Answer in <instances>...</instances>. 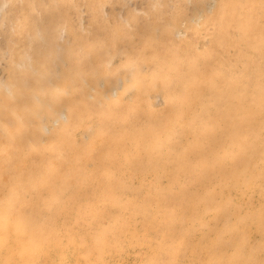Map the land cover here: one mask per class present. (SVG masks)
<instances>
[{"label":"rangeland","instance_id":"rangeland-1","mask_svg":"<svg viewBox=\"0 0 264 264\" xmlns=\"http://www.w3.org/2000/svg\"><path fill=\"white\" fill-rule=\"evenodd\" d=\"M162 1L0 0V78L11 72L14 78L17 76V82L19 86L21 85L18 92L20 95L16 92L15 96L8 93L5 86H0V151L3 150L0 153V211H8V206H11L15 213L17 212L16 215H9L6 219L7 223H4L1 228L3 231L5 230L7 236L12 237L9 245L20 248L24 239L35 234V232L27 233V229L25 231L19 229L17 226L19 223L15 221L17 215L22 218L21 215L27 214L30 209L36 215L48 213L58 220V226H54V228L60 237V242H55L48 251L53 259L58 251L69 248L75 253L78 252V255L83 251L81 255L85 254L87 250L95 251L97 242L102 240L101 243L104 244V247L101 258H103V262L100 264H145V261L148 263L149 254L164 255L162 264H172L171 259L174 264H210L214 259L215 262L212 264H238L236 259L230 257L232 254L237 255L238 252L244 258L240 264H264V216L262 215L264 211V0ZM10 4L13 5V9ZM36 4L39 5L29 10L15 29L24 27L29 39L26 35H24L26 38L18 39L19 36L14 33L12 25L16 15L18 16L21 10H27ZM47 14L51 19L49 16H45ZM198 15L201 18L195 22L193 18ZM5 16L6 19H4ZM61 20L70 23L73 32H76L75 37H72V33L58 31ZM42 25L46 29V35L44 34V37L42 35V38L35 43L37 27ZM57 25L59 26L57 27ZM86 27L87 29H85ZM172 29L176 30V34L171 32ZM98 39H100L99 42ZM77 40L78 42H76ZM28 42L32 43V48L35 46L34 50L43 47L46 52L49 51L48 56L47 54L45 56L47 59L44 60L46 63L45 75L42 74L44 77L38 75L39 62L37 58L28 62L26 70L20 67L21 56L24 54L22 46ZM86 42H88V47ZM81 45L86 47V52L78 57L75 49ZM99 46L100 48H98ZM51 49L56 50L52 51ZM100 50H104L106 55L102 54L103 52ZM97 51L99 52L96 53ZM108 56L114 58L110 64L106 62ZM100 57L102 61L99 62ZM148 57H153L152 62H155L156 65L148 62ZM87 58L88 60H86ZM127 67L129 70H126ZM157 67V74H153L152 70ZM84 72L85 75H83ZM194 72L199 74H193V77L192 73ZM105 73L109 75L104 78L103 74ZM196 76L201 78L194 81L193 78H197ZM59 77L61 80L66 78L70 80L73 77L78 79L79 77L77 86L80 88L71 86L64 90L65 92L54 93L57 96L52 95L48 99L45 97L46 99L42 102L37 101L36 97L40 94L43 95L40 88L48 87L47 90L52 91L61 81ZM105 79L110 81H105ZM101 81L106 84L99 85ZM198 81L200 84L203 81L201 84L203 86L199 85ZM53 82L58 83L54 85ZM208 83L211 88L206 86V84L209 86ZM186 85H189L190 88ZM198 86L199 88H196ZM103 87L104 90L101 89ZM75 88L80 90L79 92L82 91V95ZM201 88H210L214 99L219 102L236 97L235 106L231 107L229 112L226 111V114L223 113L224 118L222 115L220 118L224 121L223 124L227 122L228 126L226 127L227 123L223 126L220 120V127L218 125L217 128H212L213 131L215 130V134L214 132L213 134L209 133V131L213 126L212 121H214L213 116H215L216 110L204 107L199 98L192 97V90H196L199 95ZM33 89L34 94L30 92ZM117 89L121 91L120 97L108 98ZM23 91H25L24 93L28 91L25 94L27 100L24 98ZM90 91H92L91 94H89ZM68 94L71 95L70 98ZM17 97L19 102L16 100ZM53 97L56 98L52 99ZM92 97L96 99L94 100ZM195 99H197L196 102H194ZM92 100L95 101L94 107L90 105ZM68 101L69 103H67ZM197 101L199 102L197 103ZM50 102H56L52 104L54 107L48 106L51 104ZM16 105L17 107H14ZM55 105H59V108L61 105L64 109L62 107L59 109ZM65 105L68 106L67 111ZM192 105L195 106L191 107ZM129 108H132L133 111L129 112ZM96 112L99 114L97 113V115ZM212 112L215 114L211 116ZM65 113H68L67 117H64ZM74 113L75 115H73ZM227 115L228 120L225 117ZM149 117H151L150 120ZM46 118L49 120L48 122ZM206 118L210 123L207 127L209 131L205 127L207 123L204 125L202 122ZM64 121L67 125L70 121L69 125L71 124V126L67 127ZM232 121L236 125L233 123V125H229ZM57 124L60 127H56ZM39 125L40 128L42 127L40 130H38ZM52 126L55 127L54 130ZM88 126L90 127L88 128ZM157 126L158 128L162 127L156 129ZM165 126H167L166 129ZM170 126L173 128L171 129ZM185 126L186 128L194 126V131L200 130L206 134H212L213 142L210 149L203 144L189 146L191 156L189 155V159L184 165L183 174L175 172L173 163L166 165L165 171L157 168L160 170L159 172L156 169L157 173L151 167L147 166L141 169L136 166L144 156V159L151 160L165 151L162 147H156V149L154 148L155 152L153 150L149 152V154L152 151V153H156V156L151 153L150 155L153 157L151 158L148 154V149L152 146L151 143L161 144L162 141L166 143L165 139H168L174 129H181ZM230 126L235 129L233 130V127L230 128ZM57 128L60 129L55 134L54 131L58 130ZM162 128L166 133L162 131ZM156 133L158 134L157 138H155ZM97 134L100 139L91 143L94 140L92 138H96ZM126 134L130 136L126 142H119L122 135ZM31 137L34 141L36 138L35 143L31 141ZM235 137L236 139H234ZM14 138L18 140L13 141L17 155L11 153L10 155L13 157H9L7 152L11 148V144L7 142ZM25 138H28L31 144L26 148H21L18 144L21 142L20 139L26 140ZM114 138L115 140H113ZM234 140H239V142L235 143ZM169 143L165 144L164 148L168 147L177 152L178 138ZM6 144L9 145L5 147ZM113 144L117 145V148ZM141 144L144 145L142 146L144 150H141V155L137 156L138 162L131 161L135 160L136 156L129 155L131 157L128 156L127 159H130V164L131 162L134 164L130 165L129 169H125L124 161L127 160L120 161L116 155L123 151H132L136 145L140 146ZM124 145L127 146V149ZM218 145L220 146L218 147ZM109 149H112L113 152ZM95 155L97 157H94ZM89 157H91L92 164ZM110 157L114 158L116 165L108 161ZM111 164L114 165L115 170L113 171L115 175L113 184L116 183L114 187L107 185L109 181L105 178V172H108ZM74 165L77 168L74 169ZM131 168L133 169L131 170ZM201 168V172H198ZM45 169L47 171L44 172ZM56 169H58L57 172ZM137 169L139 171L141 169L142 172ZM123 170L124 172L127 170L125 174H123ZM130 171L135 175L133 176ZM126 173L130 176L129 178ZM21 177L25 180L24 183L20 182ZM192 177H196L194 182L191 181ZM42 178L46 181L44 182ZM126 179L128 180L126 181ZM63 180L67 181H64L66 184ZM153 183L154 185H152ZM131 187L135 191L131 190ZM11 189L14 191L15 198H7ZM77 189H80L83 195H78ZM154 189H157L156 193L153 191ZM58 194H61L62 197L60 201L57 200ZM82 196L84 200H82ZM155 197L156 199H154ZM95 199L98 200L95 201ZM84 201L86 204H83ZM44 203L45 205H43ZM87 204L88 209L92 205L95 207L98 204L97 208L102 210L99 217L91 219L94 222L87 221L85 218L86 222H83L76 216L80 210L83 211ZM125 211L130 215L128 223H134L135 220L142 217L145 218L140 225L139 233H136L134 229H128L127 218L122 219ZM86 214L89 215V213ZM205 216L209 220L206 229L193 231L189 241L183 240V230L199 228L200 220ZM19 218L17 217V219ZM229 218L231 221H228ZM240 218L245 219L242 225H234L235 220ZM118 221L123 223L117 225ZM257 225L263 229L262 236L260 233H254ZM32 227H35V224ZM133 233L137 234V237H135V241L132 240L133 244L129 245L127 240L130 241V234ZM36 235L39 239H45L44 235L40 233H36ZM140 235L147 240L144 242ZM247 236L248 238H246ZM138 238L141 239L142 245H146V248L152 246L150 253L145 252L143 246L142 248L138 246L136 241ZM215 244L218 246V253L215 258H212L210 247H214ZM138 248L141 250V254H139ZM143 251L145 252L144 260L142 259ZM88 263L83 262V264Z\"/></svg>","mask_w":264,"mask_h":264},{"label":"bare ground","instance_id":"bare-ground-1","mask_svg":"<svg viewBox=\"0 0 264 264\" xmlns=\"http://www.w3.org/2000/svg\"><path fill=\"white\" fill-rule=\"evenodd\" d=\"M11 1V0H10ZM14 1V0H13ZM24 1V0H23ZM159 1V0H158ZM162 1V0H161ZM17 2V1H16ZM163 2V1H162ZM13 3V2H12ZM27 5V4H26ZM30 5V4H29ZM29 5H28V7H29ZM39 5V4H38ZM37 4L36 5H33V6H31V7H29V9H25V10H21V12H20V14L17 16L16 15V18L14 19V22H13V31H15L14 33H16V34H18V36H19V38L18 39H20V38H26L24 35H26L27 34V30H24L25 28L23 27V28H21V29H19V28H17L18 30H15L16 29V26H17V24L23 19V17H25V15H27L26 13H28L29 12V10H31V9H33L34 7H36V6H38ZM10 6H11V4H10ZM223 8V7H222ZM11 9H13V5L11 6ZM220 10V9H219ZM222 10V9H221ZM14 11H15V8H14ZM61 13V12H60ZM62 14V13H61ZM258 14H259V12H258ZM203 15V14H202ZM45 16H49L48 14L47 15H45ZM50 17V16H49ZM64 17V16H63ZM62 17V18H63ZM66 17V16H65ZM196 17H197V20H196ZM199 18H201V16L200 15H198V16H195L193 19H195L194 21L196 22V21H198L199 20ZM4 19H6V16L4 17ZM44 19V18H43ZM50 19H51V17H50ZM45 20V19H44ZM66 20H68V19H66ZM210 20V19H209ZM212 20V19H211ZM62 21V22H61ZM60 22V26L59 25H57V27H58V31L59 32H61V33H72V37H75V33L73 32V30H72V28H71V26H70V23L68 22V21H63V20H61ZM202 21V20H201ZM231 21V20H230ZM247 22V21H246ZM204 23V22H203ZM91 26H93V25H91ZM207 26V25H206ZM56 27V28H57ZM192 27V26H191ZM218 27V26H217ZM92 28V27H91ZM90 28V29H91ZM175 28V27H174ZM76 29V28H75ZM85 29H87V27L85 28ZM89 29V28H88ZM89 29V30H90ZM93 29H95V28H93ZM85 31V30H84ZM100 31V30H99ZM98 31V32H99ZM58 32V33H59ZM171 32L173 33V34H176V30H174V29H172L171 30ZM170 31H169V33H171ZM46 33V29H45V27L42 25V26H40V27H37V31H36V36H37V39H36V41H35V43L36 42H38L41 38H42V35H43V37H44V34ZM94 33V32H93ZM97 33V32H96ZM108 34V33H107ZM106 34V35H107ZM46 35V34H45ZM178 35V34H177ZM27 36V35H26ZM60 36V35H59ZM80 36V35H79ZM82 36V35H81ZM90 36V35H89ZM155 37V36H154ZM58 38H60V37H58ZM78 38H80V37H78ZM77 38V39H78ZM84 38H85V36H84ZM90 38V37H89ZM88 38V39H89ZM152 38V37H151ZM27 39H29V35L27 36ZM33 39V38H32ZM56 39H57V37H56ZM93 39H94V37H93ZM93 39H91V40H93ZM101 39V38H100ZM100 39H98L97 41L99 42V40ZM119 39V38H118ZM153 39V38H152ZM54 40H55V38H54ZM86 40V39H85ZM169 40H171V39H169ZM58 41H60V40H58ZM80 41V40H79ZM87 41V40H86ZM96 41V40H95ZM97 41H96V43H97ZM76 42H78V40L76 41ZM85 42V41H84ZM83 42V43H84ZM90 42V41H89ZM93 42H94V40H93ZM34 43V42H33ZM39 44H42V43H40L39 42ZM55 44V43H54ZM88 44V42H86V45ZM156 44V43H155ZM162 44V43H161ZM192 44V43H191ZM58 45H60V44H58ZM77 45V44H76ZM101 45V44H100ZM150 45V44H149ZM160 45V44H159ZM39 46V45H38ZM61 46V45H60ZM92 47H93V45H91ZM179 46V45H178ZM23 52H24V54L21 56V62H20V67H22V68H26L27 66H28V62L30 61H33L35 58H37L38 59V62H39V64H38V68H37V71H38V75L41 77L42 76V74H44L45 75V62H44V60L45 59H47L45 56H46V54L49 52H46V50L45 49H43V47H41V48H39V49H37V50H34V47L32 48V43H30V42H28V43H24L23 44ZM51 47V46H50ZM62 47V46H61ZM87 47H88V45H87ZM186 47V46H185ZM36 48H37V46H36ZM49 48V47H48ZM56 48V47H55ZM75 48H76V46H75ZM86 47L85 46H83V45H81V46H78L76 49H75V52L77 53V56L78 57H80L81 55H83L85 52H86V49H85ZM93 48H95V47H93ZM98 48H100V46L98 47ZM181 48V47H180ZM46 49H47V46H46ZM89 49H91V48H89ZM102 49V48H101ZM175 49V48H174ZM49 50V49H48ZM52 50V49H51ZM56 50V49H55ZM54 49L52 50V51H55ZM90 51V50H89ZM91 51H92V49H91ZM96 51V50H95ZM95 51H94V53H95ZM102 50H100V52H101ZM104 51V50H103ZM102 51V52H103ZM170 51V50H169ZM172 52H173V48H172V50H171ZM99 51H97L96 53H98ZM93 53V52H92ZM107 53V52H106ZM137 53V52H136ZM186 53V52H185ZM102 54H104V55H106L104 52L102 53ZM126 54V53H125ZM87 55V54H86ZM85 55V56H86ZM92 55V54H91ZM94 55V54H93ZM128 55V54H127ZM136 55V54H135ZM173 55V54H172ZM47 56H48V54H47ZM90 56V55H89ZM99 56V55H98ZM98 56H97V58H98ZM114 56V55H113ZM155 56V55H154ZM167 56V55H166ZM168 56H169V54H168ZM175 56V55H174ZM185 56V55H184ZM183 56V57H184ZM128 57V56H127ZM147 57V56H146ZM49 58V57H48ZM92 59L94 58V57H91ZM96 58V57H95ZM100 59H101V57H100ZM113 59L114 58H109V56H108V60L106 61L107 62V64H110V63H112V61H113ZM152 59H153V57H148V62H150V63H153V64H155L156 65V63L155 62H152ZM50 60V59H49ZM86 60H88V58L86 59ZM97 60V59H96ZM145 60V59H144ZM147 60V59H146ZM81 61V60H80ZM95 61V60H94ZM100 61H102V59L101 60H99V62ZM85 62V61H84ZM83 62V63H84ZM87 62V61H86ZM92 62H93V60H92ZM88 63V62H87ZM114 63V62H113ZM134 63H136V62H134ZM85 64V63H84ZM89 64V63H88ZM100 64V63H99ZM161 64H163L164 65V63H161ZM188 65V64H187ZM193 65V64H192ZM88 66H90V64L88 65ZM94 66L96 67V65H95V62H94ZM127 66H129V65H127ZM137 66H138V64H137ZM166 66V65H165ZM189 66V65H188ZM84 67V66H83ZM75 68V67H74ZM80 68V67H79ZM90 68V67H89ZM131 68V67H130ZM80 69H82V67L80 68ZM91 69H93L92 67H91ZM123 69V68H122ZM133 69V68H132ZM195 69H198V68H195ZM26 70V69H25ZM67 70H69V69H67ZM84 70V69H83ZM88 70V69H87ZM126 70H129V68L127 67V69ZM71 71H72V69H71ZM84 71H86V70H84ZM89 71V70H88ZM106 71V70H105ZM136 71V70H135ZM195 71H197V70H195ZM24 72V71H23ZM23 72H22V74H23ZM74 72H75V69H74ZM134 72V71H133ZM157 72H158V67L156 68V69H153L152 70V73L153 74H157ZM192 72V71H191ZM198 72V71H197ZM12 73H14V72H12ZM76 73V72H75ZM82 73V72H81ZM110 73V72H109ZM4 74V73H3ZM87 74H88V72H87ZM134 74V73H133ZM189 74H190V72H189ZM193 74H195V72L194 73H192V76H193ZM197 74H199V73H197ZM197 74H195V75H197ZM44 75L42 76V77H44ZM59 75V74H58ZM73 75H74V73H73ZM72 74H71V76H73ZM76 75V74H75ZM79 75H80V73H79ZM83 75H85V72H84V74ZM93 75V74H92ZM108 76L109 74L107 73H105V74H103V77L105 78V76ZM24 76V75H23ZM26 76V75H25ZM61 76V75H60ZM65 76H66V73H65ZM65 76H63V78H65ZM80 76H82V75H80ZM106 76V77H107ZM154 76V75H153ZM188 76V75H187ZM17 77V76H16ZM16 77L14 78L13 77V74H11V72L10 73H8V75H3V76H1V78H0V86H5L7 89H8V93H11L12 95H16V92H17V94H19L18 92H19V87L21 86H19V84H18V82H17V79H16ZM69 77V76H68ZM89 77V76H88ZM91 77V76H90ZM102 77V78H103ZM120 77V76H119ZM144 77V76H143ZM194 77V76H193ZM192 77V78H193ZM197 78H193L194 79V81H195V79H197V80H199V78H201L200 76H199V78H198V76H196ZM24 78V77H23ZM60 78V77H59ZM62 78V79H63ZM82 78V77H81ZM87 78V77H86ZM184 78V77H183ZM187 78V77H186ZM243 78V77H242ZM20 79V78H19ZM78 79H79V77H78ZM78 79H75L74 77L73 78H71L70 80H69V78H66V79H63V80H61V78H60V80L61 81H59V83L58 82H56V83H58V84H56V83H54L53 82V84L55 85L56 84V86L53 88V90L52 91H48L47 89H48V87L46 88V89H44V87H42V88H40L41 89V91L43 92V95L42 94H40L38 97H36V99H37V101H39V102H42L44 99H48V98H50L52 95L53 96H57V95H54V93H59V92H62V91H64V90H66V89H68L69 87L71 88V86H76V87H78L77 86V84H78ZM122 79V78H121ZM192 79V80H193ZM39 80V79H38ZM41 80V79H40ZM91 80H93V79H91ZM110 81V80H108V79H105V81ZM167 80V79H166ZM183 80H185V79H183ZM188 80H190V79H188ZM214 80V79H213ZM213 80H211L212 82H213ZM223 80V79H222ZM47 81V80H46ZM53 81V80H52ZM56 81H57V79H56ZM88 81V80H87ZM86 81V82H87ZM118 81V80H117ZM182 81V80H181ZM193 81V82H194ZM89 82V81H88ZM87 82V83H88ZM124 82V81H123ZM129 82V81H128ZM167 82V81H166ZM186 82V81H185ZM197 82V81H196ZM199 82V85H201V84H203V81H202V83L200 84V81H198ZM218 82V81H217ZM223 82V81H222ZM96 83H97V81H96ZM103 83H105V82H103V81H101L100 82V84L99 85H102ZM125 83V82H124ZM124 83H122V84H124ZM130 83V82H129ZM29 84V83H28ZM37 84V83H36ZM40 84V83H39ZM88 84H90V83H88ZM91 84H92V81H91ZM106 84V83H105ZM115 84V83H114ZM193 84V83H192ZM209 84V83H208ZM18 85V86H17ZM50 85V84H49ZM85 85V84H84ZM98 85V84H97ZM110 85V84H109ZM189 85H190V82H189ZM189 85H186V86H189ZM196 85V84H195ZM238 85V84H237ZM30 86V85H29ZM51 86V85H50ZM89 86H91V85H89ZM89 86H88V88H89ZM92 86H93V84H92ZM94 86H95V83H94ZM103 86H105V85H103ZM123 86V85H122ZM128 86H129V84H128ZM201 86H203V85H201ZM205 86V85H204ZM206 86L207 87H210V84H209V86L206 84ZM53 87V86H52ZM195 87V86H194ZM23 88V87H22ZM80 88V86L78 87V89ZM189 88H190V86H189ZM196 88H199V86L198 87H196ZM211 88V87H210ZM210 88H201L202 90H199V89H197V90H199V95L197 94V91L196 90H192V97L193 96H196V98H199L200 100H201V102H203L202 104H204V107H211L212 109H214V111L216 110V114H215V116H213V120L214 121H212V125L213 126H211V129L212 128H214V127H216L217 128V126L219 125V127H220V118H221V115H222V118H224L223 117V115L224 114H226V111L227 112H229V110L231 109V107H234L235 106V103H234V101L236 100V97H234V98H232L231 100H225V101H222V102H219V101H216L215 99H214V95H212L213 93H212V90L210 89ZM5 89V88H4ZM31 89V88H30ZM76 89V88H75ZM78 89H76L78 92L80 91V90H78ZM101 89H103L104 90V87L103 88H101ZM110 89V88H109ZM123 89V88H122ZM155 89V88H154ZM179 89V88H178ZM84 90V89H83ZM95 90V89H94ZM108 90V89H107ZM130 90V89H129ZM177 90V89H176ZM182 90V89H181ZM3 91V90H2ZM7 91V90H6ZM22 91V90H21ZM29 91V90H28ZM27 91V92H28ZM32 91H34V89L33 90H31L30 92L32 93V94H34ZM71 91H73V90H71ZM97 91V90H96ZM25 91H23V94H24V98L27 100L28 98L26 97V93H24ZM65 92V91H64ZM82 92V91H81ZM81 92H79L80 94H81ZM91 92L92 91H90V93L89 94H91ZM93 92H95V91H93ZM110 92V91H109ZM121 91L120 90H115V91H113L112 93H111V95H110V97H108V98H112V99H116L118 96H119V93H120ZM126 92V91H125ZM180 92V91H179ZM219 92V91H218ZM70 93H72V92H70ZM69 93V94H70ZM103 93V92H102ZM206 93H209L208 95L206 94ZM29 94V93H28ZM68 94V95H69ZM76 94H78V93H76ZM99 94V93H98ZM107 94V93H106ZM154 94V93H153ZM171 94V93H170ZM20 95V94H19ZM67 95V96H68ZM82 95V94H81ZM84 95V94H83ZM146 95V94H145ZM181 95V94H180ZM197 95H198V97H197ZM9 96H11V95H9ZM33 96V95H32ZM43 98H42V97ZM70 96L71 95H69V98H70ZM79 97H80V95H78ZM95 96H96V93H95ZM94 96V97H95ZM106 96V95H105ZM142 96V95H141ZM155 96H156V94H155ZM161 96V95H160ZM190 96H191V94H190ZM2 97V96H1ZM46 97V98H45ZM94 97H92L93 99H94ZM120 97V96H119ZM16 98V97H15ZM21 98H22V96H21ZM20 98V99H21ZM56 98V97H55ZM54 97L52 98V99H55ZM92 98H90V99H92ZM96 98H97V96H96ZM95 98V99H96ZM25 99H22V100H25ZM35 99V100H36ZM94 99V100H95ZM105 99V98H104ZM175 99V98H174ZM191 99V98H190ZM11 100H13L12 98H11ZM16 100H18V102H19V99H18V97H17V99ZM61 100V99H60ZM66 100V99H65ZM64 100V101H65ZM68 100V99H67ZM74 100V99H73ZM94 100H92V102H90V105H91V107H94L95 106V101ZM196 100L197 99H195L194 100V102H196ZM7 101V100H6ZM47 101H50V100H47ZM53 101V100H52ZM56 101V100H55ZM58 101V100H57ZM98 101V100H97ZM151 101V100H150ZM164 101V100H163ZM16 102V101H15ZM18 102H16V103H18ZM28 102V101H27ZM34 102V101H33ZM61 102H63V101H61ZM78 102V101H77ZM76 102V103H77ZM116 102V101H115ZM199 101H197V103H198ZM226 102V103H225ZM14 103V102H13ZM21 103H23V102H21ZM47 103V102H46ZM51 104H49L48 106H50V105H52L53 103H56V102H50ZM67 103H69V101L67 102ZM66 103V104H67ZM75 103V104H76ZM167 103H169V102H167ZM180 103V102H179ZM193 103V102H192ZM223 103H225V104H223ZM59 104H61L62 105V103H60L59 102ZM195 104V103H194ZM223 104V105H222ZM21 105V104H20ZM22 105H24V104H22ZM60 105V108L62 107ZM172 105V104H171ZM179 105V104H178ZM186 105V104H185ZM28 106V105H27ZM53 107H54V105H52ZM51 106V107H52ZM55 106H57V105H55ZM59 106V105H58ZM57 106V107H58ZM68 106H69V104H68ZM68 106H66L65 105V109H66V111H67V107ZM180 106L182 107V104L180 103ZM195 106V105H194ZM193 105L191 106V107H194ZM14 107H17V105L16 106H14ZM19 107V106H18ZM83 107V106H82ZM172 107V106H171ZM202 107V106H201ZM12 108V107H11ZM23 108V107H22ZM46 108V107H45ZM48 108V107H47ZM46 108V109H47ZM59 108V107H58ZM57 108V109H58ZM59 108V109H60ZM63 108V107H62ZM86 108H87V106H86ZM137 108V107H136ZM184 108V107H183ZM6 109V108H5ZM55 109V108H54ZM64 109V108H63ZM90 109V108H89ZM138 109V108H137ZM194 110H195V108H193ZM47 110H50L49 108L47 109ZM84 110H87V109H84ZM125 110H127L126 108H125ZM185 110V109H184ZM193 110V111H194ZM50 111H52V109L50 110ZM71 111V110H70ZM82 111H83V109H82ZM90 111V110H89ZM88 111V112H89ZM93 111V110H92ZM97 111V110H96ZM101 111V110H100ZM100 111H99V113H100ZM128 111L129 112H132L133 111V109L132 108H129L128 109ZM57 112H58V110H57ZM62 112V111H61ZM81 112V111H80ZM196 112V111H195ZM231 112H233V111H231ZM21 113H23V112H21ZM51 113V112H50ZM69 113V112H68ZM68 113H65L64 114V117H67V115H68ZM84 113V112H83ZM98 112H96V114H97ZM98 113V114H99ZM108 113V112H107ZM224 113V114H223ZM45 114V113H44ZM52 115H53V113H51ZM78 114H80V113H78ZM86 114V113H85ZM97 114V115H98ZM110 114V113H109ZM113 114H115V113H113ZM212 114H213V112L211 113V116H212ZM213 114V115H214ZM13 115H15V114H13ZM51 115V116H52ZM59 115H60V112H59ZM70 115V114H69ZM73 115H75V113L73 114ZM88 115V114H87ZM95 115V114H94ZM228 115H231V114H228ZM228 115L227 116H225L226 118H227V120H228ZM51 116H50V118H51ZM57 116H58V114H57ZM82 116V115H81ZM81 116H79V117H81ZM90 116V115H89ZM110 116V115H109ZM232 116V115H231ZM17 117V116H16ZM44 117V116H43ZM42 117V118H43ZM53 117H55V116H53ZM58 117H60V116H58ZM88 117V116H87ZM111 117H112V114H111ZM152 117V116H151ZM151 117H149L148 119L150 120V118ZM156 117H158V116H156ZM210 117V116H209ZM49 118V117H48ZM71 118V117H70ZM74 118V117H73ZM153 118V117H152ZM154 118H155V116H154ZM237 118V117H236ZM29 119V118H28ZM47 119V118H46ZM45 119V120H46ZM68 119V118H67ZM80 119V118H79ZM114 119V118H113ZM125 119V118H124ZM127 119V118H126ZM211 119H212V117L210 118V121H211ZM231 119V118H230ZM13 120V119H12ZM19 120V119H18ZM62 120V119H61ZM60 120V121H61ZM71 120V119H70ZM81 121H83V119H80ZM158 120V119H157ZM187 120V119H186ZM197 120V119H196ZM233 120H234V118H233ZM49 120L47 119V122H48ZM55 121V120H54ZM72 121V120H71ZM80 121V122H81ZM208 121V118H206V119H204V120H202V122H204V125L207 123V125L205 126L206 128L209 126V124L210 123H208L207 122ZM229 121H231V120H229ZM228 121V122H229ZM41 122V121H40ZM59 122V121H58ZM57 122V123H58ZM69 122L70 121H68V125H67V123L64 121V123H66V126L67 127H69V126H71V124L69 125ZM152 122V121H151ZM156 122V121H155ZM213 122H214V124H213ZM221 122H222V124H223V122L224 121H222L221 120ZM96 123V122H95ZM100 123V122H99ZM154 123V122H153ZM227 122H225L224 124H223V126L226 124ZM235 124V122H231V123H229V125H233V124ZM44 124H46L45 122H44ZM43 124V125H44ZM156 124V123H155ZM177 124V123H176ZM188 124V123H187ZM190 124H192V123H190ZM40 125H42V124H40ZM40 125L38 126L39 127V129L38 130H40L41 128H40ZM50 125H51V123H50ZM103 125V124H102ZM186 125V124H185ZM236 125V124H235ZM46 126V125H45ZM55 126V125H54ZM73 126H74V124H73ZM97 126V125H96ZM199 126V125H198ZM202 126V125H201ZM222 126V125H221ZM222 126V127H223ZM228 126V123H227V125H226V127ZM37 127V126H36ZM37 127V128H38ZM56 127H60V125L58 126V124H57V126ZM65 127V126H64ZM90 126H88V128H89ZM162 126H160V128H161ZM171 127V129L173 128L172 126H170ZM176 127H178V126H176ZM182 127V126H181ZM180 127V128H181ZM194 127V126H193ZM193 127H188V128H186V126L185 127H183V128H181V129H179V128H177V129H174L170 134H169V136H168V139L166 140L165 139V141H166V143L165 142H163L162 140H159V141H162L161 142V144H158V143H151L152 144V146H150L149 147V151H148V154H149V152L151 151V150H153L154 151V148L156 149V147H158V148H160V147H162L163 149H165V151L164 152H161V155H159L158 157L154 154V153H152L153 155H155L156 157H154V159H151V160H149V159H144L145 158V156H144V158L143 157H141V158H143L142 160L140 159L139 160V162H138V159H137V156L141 153V150H144L143 149V147L142 146H144L143 144H141L140 146H138V145H136L133 149H132V151H127V152H122V151H120V152H122V153H120L119 155H116V158H118L120 161H123V160H127V161H124V165H125V169H129V167H130V165L132 166L134 163L133 162H138L137 164H136V166H138V167H140L141 169H143V168H146L147 166L148 167H151V169L152 170H154L155 169V171H156V169L157 168H159L160 170L162 169L163 171H165V166L166 165H169V164H172L173 163V166H174V169H175V172L177 173H179V172H181L182 174H183V171H184V165L186 164V162L188 161V159H189V153L191 152H189V146L191 145V144H193V145H199V144H203L206 148H209V147H211L212 145H211V143L213 142V138H211L212 137V134H213V132L215 131H213V129L211 130L210 129V131L208 130L209 128H207V130L209 131V133H212V134H206V132H201L200 130H198V131H194L193 130ZM203 127V126H202ZM233 126H230V128H232ZM45 128V127H44ZM52 128H53V130H54V128L55 127H53L52 126ZM66 128V127H65ZM87 128V129H88ZM160 128H158V126L156 127V129H160ZM165 129L167 128V126H165L164 127ZM185 128V129H184ZM224 128V127H223ZM48 129V128H47ZM58 130H55L54 131V133L56 132V131H58L59 132V129L60 128H57ZM106 129H107V127H106ZM225 129V128H224ZM233 130L235 129V127H233L232 128ZM63 130V129H62ZM66 130V129H65ZM192 130L194 131L193 132V134H192ZM206 130V131H207ZM219 130H221V129H219ZM51 131V130H50ZM101 131V130H100ZM159 131V130H158ZM162 131L164 132V129L162 128ZM221 131H224L223 129L221 130ZM43 132V131H42ZM45 132V131H44ZM49 132V131H48ZM63 132V131H62ZM161 132V131H160ZM162 132V133H163ZM228 132V131H227ZM50 133H52V132H50ZM49 133V134H50ZM91 133V132H90ZM159 133V132H158ZM164 133H166V132H164ZM168 133V132H167ZM188 133V134H187ZM190 133V134H189ZM56 134V133H55ZM54 134V135H55ZM98 134H100V133H98ZM96 135V138H92V139H94V140H92V142L91 143H95L96 141H97V139H100L98 136L99 135ZM157 134V133H156ZM192 134V135H191ZM214 134H215V132H214ZM227 134H229V133H227ZM234 134V133H233ZM237 134H239V133H237ZM7 135V134H6ZM31 135H32V133H31ZM35 135V134H34ZM46 135H48L47 133H46ZM45 135V136H46ZM52 135V134H51ZM89 135V134H88ZM20 136H22L21 134H20ZM23 136H24V134H23ZM27 136V135H26ZM33 136V135H32ZM45 136H43V137H45ZM90 136H91V134H90ZM92 136H94V135H92ZM101 136V135H100ZM118 136V135H117ZM157 136H158V134L156 135V137L155 138H157ZM163 136V135H162ZM215 136V135H214ZM213 136V137H214ZM224 136V135H223ZM235 136H236V134H235ZM28 137V136H27ZM36 137H38V136H36ZM54 137V136H53ZM107 137V136H106ZM130 136H129V134L127 135H122V137L120 138V140H119V142H121V143H124V142H126V140L129 138ZM159 137H161V136H159ZM164 137V136H163ZM220 137V136H219ZM238 137H239V135H238ZM52 138V137H51ZM89 138V137H88ZM88 138H87V140H88ZM109 138H111V137H109ZM109 138H108V140H109ZM167 138V137H166ZM175 138H178V140H179V143H178V151L177 152H174L173 151V149H170V148H168L167 146V148H164L165 147V144H167L168 142H170V143H172V141L175 139ZM224 138V137H223ZM226 138V137H225ZM26 140H21L20 139V144H18L21 148H26V147H28L31 143V141H33L34 143H35V141H36V138H35V141L34 140H32V137H31V141H29V139L28 138H25ZM54 139V138H53ZM52 139V140H53ZM56 139H57V136H56ZM107 139V138H106ZM144 139V138H143ZM162 139V138H161ZM164 139V138H163ZM219 139V138H218ZM234 139H236V137L234 138ZM105 140V139H104ZM113 140H115V138L113 139ZM139 140V139H138ZM172 140V141H171ZM219 140H221V138L219 139ZM13 141H18L16 138H14V140H8V142L7 143H10L11 144V148H9V151L7 152V155H9V157L10 156H12L13 157V155H10L11 153H14L15 154V147L13 146ZM110 141H111V139H110ZM155 141H157V140H155ZM168 141V142H167ZM234 141H236V140H234ZM238 142H239V140H237ZM235 142V143H238V142ZM45 142H47V141H45ZM51 142V141H50ZM57 142V141H56ZM104 142V141H103ZM106 142V141H105ZM117 142V141H116ZM138 142H140V140L138 141ZM146 142V141H145ZM227 142V141H226ZM15 143V142H14ZM112 143V142H111ZM114 143V142H113ZM127 143H128V141H127ZM136 143V142H135ZM143 143H144V140H143ZM169 143V144H170ZM234 143V144H235ZM50 144V143H49ZM60 144V143H59ZM101 144V143H100ZM103 144V143H102ZM138 144V143H137ZM150 144V145H151ZM243 144V143H242ZM9 144H6V146L5 147H7ZM89 145H90V143H89ZM99 145V144H98ZM110 145H112V144H110ZM115 144H113V146H114ZM147 145V144H146ZM174 145H176V144H174ZM192 145V146H193ZM244 145V144H243ZM17 146V145H16ZM113 146H112V148H113ZM124 146H126V145H124ZM134 146V145H133ZM216 146H217V144H216ZM220 145H218V147H219ZM3 147V146H2ZM19 147V148H20ZM86 148L88 147V146H85ZM110 147V146H109ZM114 147H116L117 148V145L116 146H114ZM176 147V146H175ZM202 147V146H201ZM224 147H225V145H224ZM57 148V147H56ZM55 148V149H56ZM69 148V147H68ZM85 148V149H86ZM106 148H107V146H106ZM142 148V149H141ZM50 149V148H49ZM52 149V148H51ZM77 149H78V147H77ZM126 149H127V146H126ZM210 149V148H209ZM222 149V148H221ZM53 150V149H52ZM98 150V149H97ZM110 150V149H109ZM115 150V149H114ZM118 150V149H117ZM123 150V149H122ZM212 150H214V148H212ZM215 150H216V148H215ZM238 150V149H237ZM237 150H235V151H237ZM34 151V150H33ZM69 151V150H68ZM99 151H100V149H99ZM111 152H113L112 151V149L110 150ZM160 151V150H159ZM162 151V150H161ZM199 151H201V150H199ZM209 151V150H208ZM1 152H3V150L2 151H0V153ZM58 152V151H57ZM143 152V151H142ZM155 152V151H154ZM213 152V151H212ZM216 152V151H215ZM58 153H61V152H58ZM110 153V152H109ZM150 153V154H151ZM209 153H210V151H209ZM208 153V154H209ZM94 154V153H93ZM149 154V155H150ZM159 154V153H158ZM207 154V155H208ZM211 154V153H210ZM214 154V153H213ZM15 155H17V154H15ZM129 155H134V156H136V159L135 160H131V161H133V162H131V164H130V159H127V157L129 156ZM141 155V154H140ZM196 155H198V154H196ZM6 156V155H5ZM151 156V155H150ZM191 156V155H190ZM202 156V155H201ZM212 156H214V155H212ZM94 157H97L96 155L94 156ZM131 156H129V158H130ZM90 158V162H91V157H89ZM89 158H87V159H89ZM93 158V157H92ZM139 158V157H138ZM147 158V157H146ZM151 158H153L152 156H151ZM86 159V158H85ZM86 159V160H87ZM132 159V158H131ZM93 160V159H92ZM106 160V159H105ZM108 161L110 162V163H112V164H114V165H116L115 164V162H114V158L112 159L111 157L110 158H108ZM108 161H106V162H108ZM55 163V162H54ZM88 163H89V161H88ZM93 162H91V164H92ZM95 163H96V161H95ZM117 163V162H116ZM121 163V162H120ZM90 164V165H91ZM111 164V167H110V169L108 170V172L106 171L105 172V178H106V180H108L109 182L107 183V185H112L111 187H114L115 186V184H113V179H115V175H114V172L113 171H115L114 170V165H112ZM22 165V164H21ZM65 165V164H64ZM77 165V164H76ZM94 165V164H93ZM92 165V166H93ZM75 166V165H74ZM95 166V165H94ZM118 166V165H117ZM116 167V166H115ZM44 168V167H43ZM51 168V167H50ZM75 168H77V166H75L74 167V169ZM133 168H131V170H132ZM141 169H140V171H139V169H137V171H139V172H142L141 171ZM22 170H23V168H22ZM21 170V171H22ZM41 170V169H40ZM57 170L58 169H56V172H57ZM77 170V169H76ZM79 170V169H78ZM158 170V169H157ZM160 170H158L159 172H160ZM183 170V171H182ZM201 170H202V168L198 171V172H201ZM9 171V170H8ZM42 171V170H41ZM45 171H47L46 169L44 170V172ZM122 171V170H121ZM127 171V170H126ZM125 171V172H126ZM151 171V170H150ZM162 171V172H163ZM2 172V171H1ZM40 172V171H39ZM44 172H42V173H44ZM55 172V171H54ZM55 172V173H56ZM125 172H124V170H123V174H125ZM131 172V171H130ZM153 172V171H152ZM161 172V173H162ZM174 172V173H175ZM18 173V172H17ZM41 173V172H40ZM129 173V172H128ZM128 173H126V175L128 176ZM132 173V172H131ZM131 173H130V175H131ZM137 173V172H136ZM156 173H157V171H156ZM39 174V173H38ZM52 174V173H51ZM122 174V175H123ZM153 174H155L154 172H153ZM162 174H164V172L162 173ZM5 175V174H4ZM46 175H48V174H46ZM57 175V174H56ZM55 175V176H56ZM92 175V174H91ZM125 175V176H126ZM132 175L134 176L135 174L134 173H132ZM131 175V176H132ZM137 175H139V174H137ZM156 175V174H155ZM158 175H159V173H158ZM175 175V174H174ZM54 176V177H55ZM57 176H59V175H57ZM56 176V177H57ZM43 177V176H42ZM130 176H128L127 178H129ZM154 177H156V176H154ZM173 177V176H172ZM44 178V177H43ZM43 178H42V180H43ZM49 178V177H48ZM47 178V179H48ZM157 178V177H156ZM67 179V178H66ZM131 179V178H130ZM196 179V177H192L191 178V181L192 182H194V180ZM20 182H23L24 183V179L21 177L20 179ZM119 180H120V178H119ZM128 179H126V181H127ZM141 180H142V178H141ZM155 180V179H154ZM241 180V179H240ZM7 181V180H6ZM5 181V182H6ZM44 181V180H43ZM46 181V180H45ZM44 181V182H45ZM65 180H63V182H64ZM62 182V183H63ZM65 182H67V181H65ZM64 182V183H65ZM114 182H116V180H114ZM129 182V181H128ZM140 182V181H139ZM142 182V181H141ZM140 182V183H141ZM2 183V182H1ZM4 183V182H3ZM63 183V184H64ZM142 183H144V182H142ZM214 183V182H213ZM18 184V186H19V182L17 183ZM46 184H47V182H46ZM66 184V183H65ZM64 184V185H65ZM118 184V183H117ZM120 184H122V183H120ZM169 184V183H168ZM63 185V188L65 187ZM79 185V184H78ZM125 185H126V183H125ZM152 185H154V183L152 184ZM0 186H1V184H0ZM54 186H56V185H54ZM134 186V185H133ZM132 186V187H133ZM7 187V186H6ZM121 187V186H120ZM131 187V190L133 189ZM135 187V186H134ZM158 187V186H157ZM82 188V187H81ZM135 188H137V187H135ZM5 189V188H4ZM59 189H60V187H59ZM138 189H140L139 187H138ZM225 189V188H224ZM229 189V188H228ZM13 189H11L10 190V192H9V194H8V197L7 198H15V194H14V191H12ZM49 190V189H48ZM61 190H63V189H61ZM96 190V189H95ZM109 190H110V188H109ZM115 190V189H114ZM114 190H112V191H114ZM134 191H135V189H133ZM157 190V189H156ZM156 190L154 189L153 191L156 193ZM159 190V189H158ZM213 190V189H212ZM111 191V192H112ZM150 191V190H149ZM228 191V190H227ZM133 192V191H132ZM16 193V192H15ZM76 193L78 194V195H83V192H81V190L79 189H77V191H76ZM111 194V193H110ZM214 194V193H213ZM124 195H125V193H124ZM58 197H57V200H59L60 201V198H62L61 197V194H58L57 195ZM1 197V196H0ZM29 197H31V196H29ZM34 197V196H33ZM45 198V197H44ZM82 198V200H84L83 199V196L81 197ZM111 198H112V196H111ZM110 198V199H111ZM29 199V198H28ZM48 199V198H47ZM154 199H156V197L154 198ZM30 200V199H29ZM55 200V199H54ZM98 200V199H97ZM96 199H95V201H97ZM136 200V199H135ZM32 201V200H31ZM152 202H153V199L151 200ZM27 202V201H26ZM151 202V203H152ZM28 203V202H27ZM32 203V202H31ZM100 203V202H99ZM30 204V203H29ZM83 204H86L85 203V201L83 202ZM43 205H45V203L43 204ZM153 205V204H152ZM27 206H29V205H27ZM26 206V207H27ZM31 206V205H30ZM98 207V204L94 207L93 205L90 207V209H88V204H87V206L83 209V211H85V210H87V211H89V212H87V211H85V212H83V211H79L78 213H77V217H78V220H80V219H82L83 220V222H86V220L88 221V220H91L92 218H97V217H99L101 214H102V210L101 209H98L97 208ZM148 207H150V206H148ZM227 207V206H226ZM8 208H9V210L7 211H0V251H1V253H0V260H1V264H80V263H82L83 264V262H89L88 264H100V263H102L103 262V258H101V255H102V251H103V247H104V244L103 243H101L102 242V240L101 241H98L97 243V247H96V249H95V251H89V250H87L86 252H85V254H83V255H78V252H74L72 249H66V250H60V251H58L57 252V250H56V252H57V254H56V256H55V259H53L52 258V256H51V253L49 252L48 253V251H50V249L52 248V246H53V244L55 243V242H60V237H59V235L55 232V228H54V226H58V220H57V218H55L54 216L53 217H51L48 213H40V215H36L34 212H32L30 209H29V212L27 213V214H25V215H21L22 216V218H19V215H17V217L19 218V219H17V217L15 218L16 220L15 221H17L19 224H17V226H19V229H24V231H25V229H27V233H30L31 234V232H35V234H32L31 236H28L26 239H24V241H23V243H21L20 244V248L19 247H13V246H11V245H9V242H11V239H12V237H10V236H7V234H6V232H5V230L3 231L1 228L3 227V225H4V223H7L6 222V219L8 218V216L9 215H16V213H15V210L14 209H12V207L11 206H8ZM20 208V207H19ZM21 209V208H20ZM32 209V208H31ZM41 209V208H40ZM175 209V208H174ZM17 211V210H16ZM46 211V210H45ZM8 212H9V214H8ZM19 212V211H18ZM20 212H21V210H20ZM47 212V211H46ZM178 212V211H177ZM86 213H89V215L88 214H86ZM263 216H264V211H263V214H262ZM20 216V217H21ZM104 216V215H103ZM128 217H130V215H129V213H127L126 211L123 213V215H122V219L124 220L125 218H127V227H128V229L129 230H131V229H134V231L136 232V233H139L140 232V225H141V223L143 222V220L145 219V218H139V219H137V220H135L134 221V223L133 222H130V223H128ZM84 218L86 219L85 221H84ZM151 219H154V218H151ZM107 220V219H106ZM109 220V219H108ZM245 219L244 218H240L239 220H235V222H234V225H242V223H243V221H244ZM15 221H13V222H15ZM91 221H93V220H91ZM228 221H231V218H229L228 219ZM94 222V221H93ZM117 222V221H116ZM182 222V221H181ZM123 222H121V221H118V223H117V225H120V224H122ZM207 223H209V220H208V218H207V216H205V217H203L201 220H200V223H199V228L198 227H195V230H192V229H184L183 230V235H182V238H183V240H190V238H192V234H193V231L194 232H196V231H200V229H201V231L203 230L204 231V229H206V227H207ZM15 224V223H14ZM33 224H35V227H32L33 226ZM7 225V224H6ZM62 227V226H61ZM7 228H8V226H7ZM10 228V227H9ZM72 228V227H71ZM5 229V228H4ZM19 229H17V231H19ZM57 230H59V229H57ZM8 231V230H7ZM12 231V230H11ZM255 232L254 233H260V236H262L263 235V229H261L260 228V226H256L255 227V230H254ZM9 232V231H8ZM25 233V232H24ZM36 233H40L41 235H44V240L43 239H39L38 237H37V235H36ZM52 233V234H51ZM107 233V232H106ZM20 234H22V233H20ZM75 234V233H74ZM97 234V233H96ZM108 234V233H107ZM109 234H110V232H109ZM123 235H124V233L122 234V236H121V238L123 237ZM20 236H22V235H20ZM130 236H131V239H130V241H129V239L127 240L128 241V243H129V245L130 244H133V241H135V237H137V234H135V233H133V234H130ZM141 236V235H140ZM142 238H143V240H144V242L147 240V238H144L143 236H141ZM130 238V237H129ZM246 238H248V236L246 237ZM8 239H10V241H7ZM73 239V238H72ZM105 240V239H104ZM133 240V241H132ZM45 241V242H44ZM97 241V240H96ZM137 244H138V246L140 247V248H142V246H143V249H144V251L145 252H147V253H150V251L152 250V246H150L149 248H146V245H142V243H141V239L140 238H138L137 240ZM186 242V241H185ZM242 243H246V242H243V241H241ZM44 243H47V244H44ZM91 244V243H90ZM57 245V244H56ZM107 245V244H106ZM47 246V247H46ZM69 246V245H68ZM72 246V245H71ZM70 247V246H69ZM145 247V248H144ZM11 248H13V249H11ZM60 249V248H59ZM139 249V248H138ZM210 249H211V253H212V255L213 256H211L212 258H215V256H216V254L218 253V246L215 244L214 245V247H210ZM136 250V249H135ZM143 251V253H142V259L144 260V252ZM139 254H141V250L139 249ZM109 255V254H108ZM158 254H155V256L153 255V254H149L148 255V257H147V260H148V263L145 261V264H162L161 262H163L164 261V255L162 256L161 254H159L158 256H157ZM231 255V254H230ZM116 257V256H115ZM230 257H233L234 259H236L237 261H238V264H240V262H242L243 261V255L241 254V253H239L238 252V254L237 255H234V254H232ZM86 258H87V260H86ZM158 260V261H157ZM215 260V259H214ZM212 261V263H214L215 261ZM233 261V260H232ZM255 262H256V258H255V260H254ZM171 263L172 264H174L173 263V260L171 259ZM212 263H210V264H212ZM230 264V263H229ZM250 264V263H249Z\"/></svg>","mask_w":264,"mask_h":264}]
</instances>
